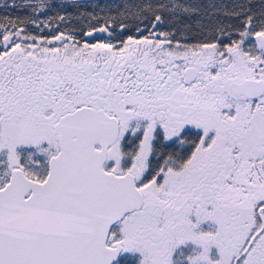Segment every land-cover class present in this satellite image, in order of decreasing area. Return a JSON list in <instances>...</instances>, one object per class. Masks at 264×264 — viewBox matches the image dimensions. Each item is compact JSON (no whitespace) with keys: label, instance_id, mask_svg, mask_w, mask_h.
Masks as SVG:
<instances>
[{"label":"snow or ice","instance_id":"1","mask_svg":"<svg viewBox=\"0 0 264 264\" xmlns=\"http://www.w3.org/2000/svg\"><path fill=\"white\" fill-rule=\"evenodd\" d=\"M0 264H264V0L0 4Z\"/></svg>","mask_w":264,"mask_h":264},{"label":"trees","instance_id":"2","mask_svg":"<svg viewBox=\"0 0 264 264\" xmlns=\"http://www.w3.org/2000/svg\"><path fill=\"white\" fill-rule=\"evenodd\" d=\"M10 3L11 2V0H0V4H3V3ZM16 2L17 3H20L21 2V0H16ZM102 2H103V0H102Z\"/></svg>","mask_w":264,"mask_h":264}]
</instances>
